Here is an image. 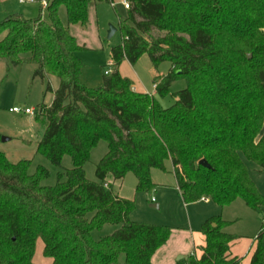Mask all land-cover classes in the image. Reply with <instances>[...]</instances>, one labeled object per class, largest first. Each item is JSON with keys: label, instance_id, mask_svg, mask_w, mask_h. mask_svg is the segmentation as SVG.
<instances>
[{"label": "trees", "instance_id": "16d2710c", "mask_svg": "<svg viewBox=\"0 0 264 264\" xmlns=\"http://www.w3.org/2000/svg\"><path fill=\"white\" fill-rule=\"evenodd\" d=\"M47 1L46 17L3 18L0 60L57 77L52 103H42L36 115L45 127L37 153L55 166L70 156L72 166L45 185L46 167L31 173L30 159L13 162L0 150V264H36L38 239L51 264H113L121 253L129 264H152L173 227L132 221L134 199L115 195L108 179L133 172L136 190L148 191L151 169L163 170L167 159L185 203L207 197L224 207L243 199L264 211V195L246 166L264 170V0H130L119 21L122 42L111 49L113 72L98 87L80 79L84 46L69 26L87 25L89 5L111 0ZM145 53L155 67L171 63L167 74L155 76L158 95L168 94L176 79L187 80L168 107L135 91L119 71L122 60L135 64ZM100 140L107 151L90 180L84 165ZM227 223L220 216L206 220L202 255L177 264H240L228 253L236 236L224 230ZM105 224L118 228L96 239L93 231ZM255 241L251 264H264L263 222Z\"/></svg>", "mask_w": 264, "mask_h": 264}, {"label": "rangeland", "instance_id": "374dc122", "mask_svg": "<svg viewBox=\"0 0 264 264\" xmlns=\"http://www.w3.org/2000/svg\"><path fill=\"white\" fill-rule=\"evenodd\" d=\"M114 2L115 5L112 2L105 1L90 4L87 25L81 29L78 24H70L69 26L70 33L76 37L77 43L84 46L78 52L79 59L84 64L81 75L86 76L92 85L98 83V80H103L105 70L110 71V73L113 72L114 65L112 66L109 63L111 49L122 42L119 21L127 18V10L123 7L121 0H114ZM40 6L41 3L38 1L34 2L33 5H29L19 4L16 0H0V23L7 14H22L23 8L27 7H32L34 11V14L29 18L36 17ZM46 15L44 12L43 17H46ZM59 18L64 24H67L64 5L59 7ZM110 26H114L116 30L112 37L108 38ZM121 62L119 71L122 72L123 77L132 78L133 81L131 80V82H134L142 92H151L154 89L155 76L165 75L171 68V63L168 61H163L158 67H155L146 53L133 65L126 60ZM58 85L59 80L53 75L44 78L38 75L35 76V65L33 64L23 63L14 66L7 63L6 60H0V150L13 162L30 159L32 161L29 168L31 173L35 172L40 164L46 167L50 176L43 181L45 185H54L60 172L62 173L72 166L70 156L64 155L61 165L55 166L48 158L37 153L38 141L45 127L42 119L36 120V115L42 103L46 105L52 103L53 91ZM48 86L51 87V90H48ZM186 86V78L180 77L172 82L168 94L160 96L155 93L154 96L160 105L168 107L176 101L174 97L176 91ZM12 107H18L22 109V112H13L10 110ZM24 108L33 110L34 114L23 112ZM2 137L7 139L2 141ZM106 151L107 143L103 140H100V143L92 149L91 157L84 165V172H86L88 179H97L95 166ZM246 166L259 192L264 195V170L259 172L258 165L250 161H246ZM151 170V181L154 183V187L148 191L136 190L137 178L133 172L126 174L123 179H108L109 187L115 195L119 194L125 198L134 199L135 208L129 215L132 221L169 225L176 228L188 227L190 221L196 222L195 215L206 214L207 211L205 210L212 208L211 213H214L213 215L220 216L224 220L228 219L230 225L226 230L234 235L245 234L252 238L257 236L259 227L262 224V211H254L243 199H237L222 208H218L214 203L207 205L200 201L184 204V200L180 199V195L179 198L176 196L175 193L178 192L173 190L177 185L171 161L168 159L165 161L163 170L156 168ZM152 197L163 201L160 208L152 205L156 203V201L151 200ZM117 228L118 225L105 224L102 229L93 231V234L96 239H100L113 233ZM181 234L184 235L185 233ZM180 240V237L174 238L170 242V247L180 242ZM43 245V240L38 239L33 262L36 264H51V258L43 254ZM120 256H123V253Z\"/></svg>", "mask_w": 264, "mask_h": 264}, {"label": "crops", "instance_id": "0c3cea01", "mask_svg": "<svg viewBox=\"0 0 264 264\" xmlns=\"http://www.w3.org/2000/svg\"><path fill=\"white\" fill-rule=\"evenodd\" d=\"M19 4H22V3H19ZM91 4H94V2ZM29 5H33V4H29ZM38 8H39L38 9L39 10L38 15L41 14L43 16L44 12L47 14L46 6H43L41 4V6ZM21 12H22V14L21 13L20 14L23 15L25 18H29L32 16V14H34L32 7L23 8V10ZM34 17H32L31 19H34ZM78 26L80 29L84 28V26H82V25L81 26L78 25ZM119 70H120V67H119ZM120 73L122 75V72H120ZM81 79H82V81H84L86 83V85H88L90 87H94V86L98 87L99 85H102V83H103V80H98L99 81L98 83H96L95 85L94 84L92 85L90 83V81H88L87 77L84 76L83 74L81 75ZM130 80H132V78H130ZM132 88L135 91L142 92L139 90L137 85L134 84V82L132 83ZM145 92L150 93L152 95H155V93H156L154 89L151 92H149V91H145ZM145 92H142V93H145ZM173 190H174V192H175V190H176V192H178L175 194L178 198L180 195V199L182 200L181 193H180V190L178 189V187H176ZM122 197H124V196H122ZM151 200L156 201V203H153L152 205L153 206L157 205L158 206L157 208H160L161 204L163 203V201H160L159 199H156L154 197H152ZM198 201L203 202V204H207V205L214 203L218 208H222L217 203H215L213 200H211L207 197H202L195 202H198ZM195 202H193V203H195ZM184 204H191V203H185L184 202ZM211 209H206L205 210V211H207L206 214L203 213L200 215H195L196 216V222L193 223V221L192 222L190 221V223L188 224V227L176 228L175 226L174 227L171 226V227H173V229L171 231L172 234H171L170 238L167 240L165 245L161 246L152 255L151 263L152 264H177V262H179V261L184 262L191 255L195 256L196 258L200 257L203 253V249L205 248V244H206V236L200 230V228L206 220L210 219L212 216H217V215H213L214 213L213 214L211 213ZM227 220H224V221L227 222ZM165 223H167V222H165ZM229 225H230V222L227 223V225L224 227V230L226 232L228 231L229 233H232L229 230H226ZM181 233H185V234L182 235ZM235 236H236V238L233 239L232 241H230L228 244V246H229L228 253H229L230 257H236V258L240 259V261H241L240 264H251V257H252L253 252L255 251V248H256L255 238H252L251 236H248L245 234H243V235L235 234ZM177 237L181 238L180 242H178L174 246L170 247V242L172 240H174V238H177ZM179 257H181V259H179ZM115 264H129V263H127L125 261V256L123 254V256L119 255L118 260H117V262H115Z\"/></svg>", "mask_w": 264, "mask_h": 264}, {"label": "built area", "instance_id": "2783aa9c", "mask_svg": "<svg viewBox=\"0 0 264 264\" xmlns=\"http://www.w3.org/2000/svg\"><path fill=\"white\" fill-rule=\"evenodd\" d=\"M17 3H22V4H34V2L38 1L39 3H41L43 6H47L49 2H47L46 0H16ZM112 4L115 5L114 0H111ZM121 3L123 5V7L127 10L130 5L131 2L130 0H121ZM105 74H110V71L105 70ZM10 110H12L13 112H22V109H19L18 107H12ZM23 112L29 113V114H34L33 110L29 109V108H24ZM105 186H107V184H104ZM262 222L264 223V211H262Z\"/></svg>", "mask_w": 264, "mask_h": 264}, {"label": "water", "instance_id": "95a60500", "mask_svg": "<svg viewBox=\"0 0 264 264\" xmlns=\"http://www.w3.org/2000/svg\"><path fill=\"white\" fill-rule=\"evenodd\" d=\"M116 30V28L114 26H110L109 30H108V38L112 37V34L114 33V31ZM178 73H180V70H177ZM5 137H2L1 140L4 141ZM199 164L205 166V167H209V164L207 163V161L205 159H202L199 161ZM155 207H158L157 205H154ZM182 257V256H181ZM181 257H179V259H181Z\"/></svg>", "mask_w": 264, "mask_h": 264}]
</instances>
